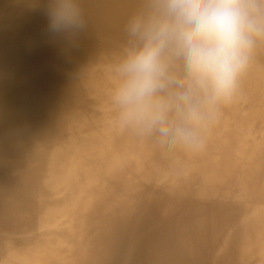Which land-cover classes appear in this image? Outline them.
Segmentation results:
<instances>
[{"label":"bare ground","instance_id":"6f19581e","mask_svg":"<svg viewBox=\"0 0 264 264\" xmlns=\"http://www.w3.org/2000/svg\"><path fill=\"white\" fill-rule=\"evenodd\" d=\"M45 0H0V264H264V50L195 159L111 124L110 65L139 0H82L76 46Z\"/></svg>","mask_w":264,"mask_h":264},{"label":"clouds","instance_id":"9594fccd","mask_svg":"<svg viewBox=\"0 0 264 264\" xmlns=\"http://www.w3.org/2000/svg\"><path fill=\"white\" fill-rule=\"evenodd\" d=\"M47 31L76 46L82 0H45ZM110 73L111 124L163 162L203 155L264 50V0H139Z\"/></svg>","mask_w":264,"mask_h":264}]
</instances>
